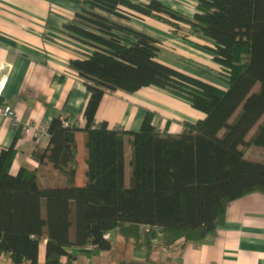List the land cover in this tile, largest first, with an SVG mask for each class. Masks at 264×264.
Instances as JSON below:
<instances>
[{"label":"trees","instance_id":"trees-1","mask_svg":"<svg viewBox=\"0 0 264 264\" xmlns=\"http://www.w3.org/2000/svg\"><path fill=\"white\" fill-rule=\"evenodd\" d=\"M71 1L82 10L64 31L92 48L86 58L69 61L89 93L84 183H75L78 128L66 126L60 116L51 118L48 146L34 157L51 165L61 186L44 185L26 165L13 173L15 141L0 147V255H8L12 264H39L38 246L45 241L43 264H75L80 255L109 251L106 235L113 231L133 249L148 252L179 239L199 242L213 235L229 202L264 192V162L244 151L249 146L264 150V120L246 139L264 114V0H198L191 17L159 0ZM122 11L167 23L183 39H209L211 45L204 47L222 69L227 88L157 61V40L108 17H124ZM147 86L186 99L204 117L183 122L179 133L159 130L149 110L137 131L95 123L105 93ZM113 264L151 263L146 258Z\"/></svg>","mask_w":264,"mask_h":264},{"label":"crops","instance_id":"crops-1","mask_svg":"<svg viewBox=\"0 0 264 264\" xmlns=\"http://www.w3.org/2000/svg\"><path fill=\"white\" fill-rule=\"evenodd\" d=\"M131 1L147 3L149 0ZM159 1L191 17L198 0ZM81 10L82 6L71 0H0V78L7 76L1 102L10 105L14 111L13 119L0 123V147H8L15 141L16 155L11 171L15 173L21 165H26L36 170L44 185L51 187L61 186V177L49 163H40L34 157V152L46 150L48 134L35 140L30 133L24 135L20 130L25 124L46 130L55 116L62 117L66 126L78 128L75 132V183L83 185L87 153L84 109L89 93L82 79L69 67V61L86 58L92 48L64 31V25L74 21L75 14ZM125 11H122L124 17H108L157 40V61L204 82L227 88V83L226 87L219 86L207 72L208 68L220 67L204 47L211 45L209 39L202 36L183 39L173 34L167 23ZM146 110L155 112L152 123L159 130L167 129L171 133H179L183 122L193 123L204 117L186 99L147 86L133 93L120 90L105 93L94 121L96 124L106 122L112 129L137 131ZM124 152L127 184L128 138L124 141ZM117 236L123 243L118 240L116 248L125 249V253L120 254L130 256L125 260L139 263L147 258L151 264H264V192H252L229 202L223 224L202 241L183 242L179 239L167 248L159 246L148 252L146 247L133 249L131 243L113 231L106 235L111 243L109 251L92 256L80 255L75 264H82L81 257H86L87 264H113L110 253ZM44 255L45 241H41L37 252L39 264H43ZM0 264L12 262L8 255L1 254Z\"/></svg>","mask_w":264,"mask_h":264},{"label":"rangeland","instance_id":"rangeland-1","mask_svg":"<svg viewBox=\"0 0 264 264\" xmlns=\"http://www.w3.org/2000/svg\"><path fill=\"white\" fill-rule=\"evenodd\" d=\"M184 28L186 30L187 27H184ZM207 72L212 78L217 80V82L220 84L219 86L226 87L225 83H227V82H226L225 77L223 75V71H222V69L220 67H218V69L217 68H215V69L214 68H208ZM263 120H264V114L260 118L258 123L252 128V131L249 133V135H248V137L246 139H249L253 135V133L255 132V130L257 128V126ZM244 151H245V156L248 157L249 159L264 162V150L263 149H258L257 147L249 146V147H246L244 149ZM118 240H119V242L123 243V241H122V239L120 237L117 236V237L114 238V242H113L114 245H113V252H112L113 254L110 253L113 256V261L112 262H115L116 260H119V259H130L129 255L127 256V255H121L120 254V253H123L125 249L116 248V245H117L116 243L118 242ZM115 255H120V256H115ZM82 256H84V255H82ZM117 257H119V258H117ZM85 258L86 257H81V259L84 260V261L81 260L82 264H87L88 261H87V259L85 260Z\"/></svg>","mask_w":264,"mask_h":264},{"label":"built area","instance_id":"built-area-1","mask_svg":"<svg viewBox=\"0 0 264 264\" xmlns=\"http://www.w3.org/2000/svg\"><path fill=\"white\" fill-rule=\"evenodd\" d=\"M6 81H7V76H2L0 78V123H2L4 120L14 118V111L11 108V106L1 102V94H2L3 89L5 88ZM20 131L24 135L30 133L34 137L35 140L41 139V137H44L46 134V130L44 128L33 127V126H30L29 124L23 125ZM141 228L146 231L150 230L148 226H141ZM153 231L156 234H160L159 229L153 228Z\"/></svg>","mask_w":264,"mask_h":264}]
</instances>
